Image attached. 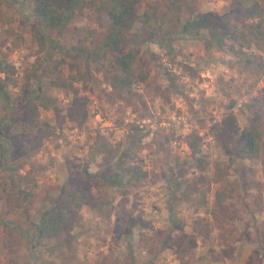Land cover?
Instances as JSON below:
<instances>
[{
	"label": "rangeland",
	"instance_id": "rangeland-1",
	"mask_svg": "<svg viewBox=\"0 0 264 264\" xmlns=\"http://www.w3.org/2000/svg\"><path fill=\"white\" fill-rule=\"evenodd\" d=\"M71 1V16L61 26L47 28L35 15L32 0H0V65L11 68L14 80L0 92V264H264V137L260 159L240 160L223 147L215 128L229 113L238 120L234 138L254 121L264 124V69L258 64L246 67L216 45L207 50L203 36L177 28L166 40L169 46H142L151 74L148 85H135L147 102L135 111L117 99L105 79V70L115 66L110 50L97 51V38L104 31L96 12L99 0ZM234 1L188 0L180 14L186 19L216 12L222 28L247 27L259 19H230L226 14ZM144 8L145 0L141 12ZM139 28L123 50L134 45ZM35 29L45 36L44 46ZM247 51L264 60V48L253 45ZM167 68L175 78L166 74ZM78 70L93 77L88 87L72 82ZM5 76L1 71L0 77ZM42 91L56 101L59 114L40 106L39 115L33 114ZM256 100L261 108L250 110L247 105ZM133 126L146 135L131 162L159 176L152 174L122 193L107 184L114 159L97 153L98 135L114 147L123 146L121 153L131 143ZM194 130L203 138L196 155L185 141ZM162 131L171 135L172 154L187 163L173 170L161 166V154L151 149ZM219 169L224 176L215 182ZM85 170L92 175L88 181L102 210L84 206L67 233L39 246L41 211ZM208 183L209 203L202 206L198 191ZM230 184L239 190L220 222L210 208L215 191Z\"/></svg>",
	"mask_w": 264,
	"mask_h": 264
},
{
	"label": "trees",
	"instance_id": "trees-1",
	"mask_svg": "<svg viewBox=\"0 0 264 264\" xmlns=\"http://www.w3.org/2000/svg\"><path fill=\"white\" fill-rule=\"evenodd\" d=\"M32 1L35 15L47 28L61 26L71 16L74 8L71 0ZM187 1L171 0V3H157L145 0L143 12H141L140 6L144 0H99L96 5L97 18L101 26L104 27V31L97 38V51L103 53L110 50L112 53L111 62L115 66L114 69L105 70V79L111 85L117 99L125 106L131 107L135 111L141 104L145 108L147 107V102L135 88L137 84L148 85L151 74V69L145 66L146 59L140 53L142 46L153 42L169 46L166 40L177 32V28L178 31L190 36H203L207 50L216 45L219 49L238 56L246 67L258 64L260 68L264 69V60L260 55L253 56V53H247V50H250L253 45L259 50L264 48V20L262 19L264 0H254L249 5L246 4L248 0H235L233 10L226 14L230 19L233 15L237 19L239 17L246 19L257 17L259 19L256 22L249 23L247 27L235 24L226 28L220 27L215 21L220 17L219 13L216 12L182 19L180 13L188 6ZM138 24H140V28L134 33V45L128 50H123L130 42V35ZM34 33L37 39L41 41V45L44 46L45 36L37 29L34 30ZM159 35H161L160 38ZM81 49L88 50L87 47H81ZM72 67L77 68V65L76 67L72 65ZM10 69L8 66L0 65V72H6L4 78L0 77V92L10 82L14 81ZM166 74L171 78H175L169 68L166 69ZM71 78L72 82L80 81L84 87H88L93 77L87 70H78ZM74 92L78 94L77 89ZM41 94V96H37L40 100L39 104L32 107L33 110L35 109L33 114L35 116L39 115V106L44 109H54L59 114V110L55 106L56 101L51 99L45 91H42ZM247 106L250 110L255 107L261 108L257 100ZM69 116L73 120L76 119V115L72 111L69 112ZM145 117L146 115L143 114L142 119ZM237 127L238 120L234 113H229L219 124L215 125V128L220 130L221 134L218 140L223 147L240 160L260 159L264 124L254 121L247 125L237 138L231 137ZM131 129L132 131L129 133L131 143L125 146L121 153H118V150L123 146L119 144L118 147H114L110 144L108 138L98 135L100 140L97 153L103 154L106 159H114V164L105 177L107 184L118 187L122 193L130 188L141 186L152 174L159 176L156 171L146 170L142 165L131 162L137 157L138 149L141 148L142 140L146 135L139 126H133ZM170 138L169 133L164 131L158 133V136L152 140L155 149L154 151L151 149V153L157 156L161 154V157L159 156L161 166L173 170L188 161L181 162L177 155L172 154V149L168 145ZM185 141L193 155L200 152L203 138L198 131L194 130L189 133L185 137ZM84 172L82 176L66 182L59 190L58 196L51 199V205L44 207L41 211L36 228L39 246H48L67 233L74 226L75 220L84 206L91 207L95 211L102 210V201L90 188L88 179L92 175L86 170ZM223 176L224 170L219 169L215 182H221ZM230 185L231 188L221 185L215 191L214 203L210 208L212 216L220 222L223 221L224 214L230 213V200L233 194L239 190L237 185ZM211 186V183H208L205 187L199 189L197 201L200 205L205 206L209 203L207 192L211 189ZM17 199L21 200V195L17 196ZM21 203L18 202V204Z\"/></svg>",
	"mask_w": 264,
	"mask_h": 264
},
{
	"label": "built area",
	"instance_id": "built-area-1",
	"mask_svg": "<svg viewBox=\"0 0 264 264\" xmlns=\"http://www.w3.org/2000/svg\"><path fill=\"white\" fill-rule=\"evenodd\" d=\"M169 64V67L172 68V63H168Z\"/></svg>",
	"mask_w": 264,
	"mask_h": 264
},
{
	"label": "crops",
	"instance_id": "crops-1",
	"mask_svg": "<svg viewBox=\"0 0 264 264\" xmlns=\"http://www.w3.org/2000/svg\"><path fill=\"white\" fill-rule=\"evenodd\" d=\"M138 86L140 87V84H138Z\"/></svg>",
	"mask_w": 264,
	"mask_h": 264
}]
</instances>
